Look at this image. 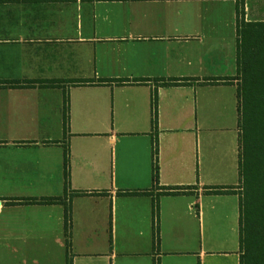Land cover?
I'll list each match as a JSON object with an SVG mask.
<instances>
[{"label":"crops","instance_id":"crops-1","mask_svg":"<svg viewBox=\"0 0 264 264\" xmlns=\"http://www.w3.org/2000/svg\"><path fill=\"white\" fill-rule=\"evenodd\" d=\"M240 3L0 0V264H240Z\"/></svg>","mask_w":264,"mask_h":264},{"label":"trees","instance_id":"trees-1","mask_svg":"<svg viewBox=\"0 0 264 264\" xmlns=\"http://www.w3.org/2000/svg\"><path fill=\"white\" fill-rule=\"evenodd\" d=\"M242 3L237 5V74L234 78L206 80L204 84L236 82L238 102L239 182L237 187L209 188L207 195L236 194L239 198V249L240 264H264V22H245ZM147 80H133L143 84ZM163 86L191 83L189 79L159 80ZM107 82V81H103ZM118 85L129 83L116 80ZM84 83V82H82ZM66 105V102H65ZM67 108L65 106V113ZM152 124L156 123L155 97L152 105ZM152 187L158 188L156 142L152 146ZM64 193L69 188V155L63 156ZM148 191L120 192L119 195H147ZM183 192L167 190L163 195H179ZM59 199H45L55 203ZM68 215V212H67ZM158 196L153 204V249H159ZM155 264H158L157 262Z\"/></svg>","mask_w":264,"mask_h":264},{"label":"rangeland","instance_id":"rangeland-1","mask_svg":"<svg viewBox=\"0 0 264 264\" xmlns=\"http://www.w3.org/2000/svg\"><path fill=\"white\" fill-rule=\"evenodd\" d=\"M235 84H236V82H235Z\"/></svg>","mask_w":264,"mask_h":264}]
</instances>
